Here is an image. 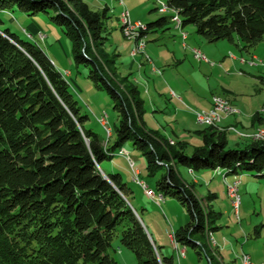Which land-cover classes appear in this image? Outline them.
<instances>
[{"label": "trees", "instance_id": "obj_1", "mask_svg": "<svg viewBox=\"0 0 264 264\" xmlns=\"http://www.w3.org/2000/svg\"><path fill=\"white\" fill-rule=\"evenodd\" d=\"M166 5L176 11L182 29L194 27L209 43H233L235 36L249 50L264 40V0H167ZM14 7L30 16L52 13L51 21L71 42L74 63L89 67L91 79L115 101L119 123L108 147L86 127L89 117L70 93L66 76L38 44L0 27V264H117L107 253L115 237L138 264H175L154 244L157 258L121 176L101 170L106 179L97 168L126 144L145 158L150 176L165 171L156 191L177 199L189 215L175 233L176 242L204 256L197 243L205 248L219 215L210 206L212 198L197 197L183 182L178 167L264 179V143L229 149L224 134L209 127L210 135L202 132V145L188 156L181 142L172 146L160 132L145 128L132 81L126 97L105 80L98 56L109 41L105 12L91 10L85 0H0V13ZM166 22L160 18L146 28ZM209 264H218L214 256Z\"/></svg>", "mask_w": 264, "mask_h": 264}, {"label": "rangeland", "instance_id": "obj_2", "mask_svg": "<svg viewBox=\"0 0 264 264\" xmlns=\"http://www.w3.org/2000/svg\"><path fill=\"white\" fill-rule=\"evenodd\" d=\"M85 3L91 10L105 12L108 17L106 27L109 41L98 52L105 80L118 87L126 97L129 80L137 86L145 111L143 122L146 129L160 132L172 146H177L176 142H181L186 147L188 156L195 147L202 145L203 141L198 135L202 137L204 131L206 136L210 135L209 127H214L224 134L229 149H241L244 146L264 143V124L252 130L223 124L225 118H233L240 113L247 118L250 115L252 117L258 115L264 120V40L255 47L244 50L242 43L235 36L233 43L227 39L209 43L195 33L194 27L186 26L182 30L189 39L183 41L176 23L173 24L172 21L174 14L177 13L169 9L164 13L161 11L163 6H167V0H124L122 5L118 0H85ZM123 11L129 13L132 23L140 22L143 26L160 18H166L167 22L150 31L146 28L127 36L119 21ZM51 15L50 12L49 15L41 13L30 16L14 7L11 11L0 13V20L3 23L0 27L8 29L21 40L37 43L45 55L54 61L56 69L66 76L69 91L77 100L81 112L89 117L86 127L98 134L105 145L111 147L115 140V128L119 123V114L114 108L115 101L101 83L91 79L89 67L74 63L71 42L51 21ZM148 32L150 33L145 37ZM191 38H199L204 48L198 47L199 51L197 46L191 43ZM142 42L144 47L139 49L140 52L136 51L137 44ZM145 46L151 48L146 52L148 56L144 52ZM192 49H197L205 55L213 65L196 61ZM134 58H142L143 61L138 59L134 63L132 62ZM139 61L141 66L144 65L142 70ZM232 61L238 64L236 63L235 67L231 66ZM50 62L54 65L52 61ZM131 62L133 68L129 69ZM197 95L206 99L210 97L211 108L215 106L217 99L225 101L234 113L224 115L222 112L218 113L220 121L217 126L201 125L196 121L194 114L205 110L196 104ZM226 99L231 100L237 108ZM101 114L107 115L109 134L98 121ZM94 116H98L96 121L100 125ZM261 131L263 134H260ZM121 151L129 152L135 169H138L136 174L130 171L128 161L124 157L116 156L119 155L118 150L112 163L118 167L119 174L128 187L143 201L146 214H143L139 204L131 200L146 232L151 237L152 233L160 236L164 245H167L160 248L161 254L173 257L174 263L180 264L184 253L180 251L181 245L179 246L173 238L176 231L189 221L187 210L177 199L164 197L156 191V181L164 175V170L156 171L154 176H150L146 169V160L138 150L133 149L131 144H126ZM109 162L106 160L100 165L105 174L108 173L106 169L110 167ZM178 169L183 181L193 188L197 196L207 198L208 192L214 193L215 199L210 206L219 215L213 225L216 228L214 238L220 243V255L224 257V263L220 260L218 264H244L243 256L258 261L253 262L250 259L253 264H264V179L252 174L236 175L237 180L234 182L240 181L243 184H238L237 195L240 204L238 203V208H235L233 193L228 188L234 182L230 183L224 176L218 177L217 175H222L221 172L213 174V171L209 170V174L213 176L209 179L212 182L207 186L199 178L203 172L191 173L182 166ZM139 176L155 193L160 206L151 202L145 192L147 189L136 182L137 179L140 180ZM194 181L200 182L194 185ZM151 199L153 200V197ZM165 200L168 201L167 204L164 203ZM153 239L155 241V238ZM216 241L212 233L208 232L205 248L203 249L204 242L197 243L202 254L205 251L204 256L200 257L201 261L192 248H186L189 256L193 258V264H209L211 256L216 259L218 254ZM155 243L161 247L158 242ZM152 244L156 250L154 242ZM107 253L117 264H138L135 255L121 243L119 237L112 240ZM156 255L159 259L157 250ZM181 264L192 263L182 261Z\"/></svg>", "mask_w": 264, "mask_h": 264}, {"label": "crops", "instance_id": "obj_3", "mask_svg": "<svg viewBox=\"0 0 264 264\" xmlns=\"http://www.w3.org/2000/svg\"><path fill=\"white\" fill-rule=\"evenodd\" d=\"M150 31V30H149ZM150 32H148L146 35H145V37L149 34ZM179 35V34H178ZM31 37V36H30ZM187 39H189L188 37H187ZM205 39V38H204ZM206 40V39H205ZM182 41V40H181ZM207 41V40H206ZM191 43L193 44V45H195V46H197V49H198V47H200V48H204V46H203V44H202V42H201V40L199 39V38H191ZM148 49H150L151 50V48H149L148 46H145V48H144V52H145V54H146V52H147V50ZM199 50V49H198ZM200 51V50H199ZM147 55V54H146ZM47 56V55H46ZM148 56V55H147ZM214 56H216V55H214ZM47 58L50 60V61H52L53 63H54V61L53 60H51L48 56H47ZM149 58V57H148ZM142 60L143 61V59L142 58H134L133 59V61L132 62H134V63H136L137 62V60ZM131 62V63H132ZM201 63H204V62H201ZM232 63V64H231ZM230 63V65L231 66H234L235 67V65H236V63L238 64V62H236V61H232ZM139 64H140V61H139ZM54 65H55V67H56V64L54 63ZM133 68V63L132 64H130V67H129V69H132ZM144 68V65L143 66H141V64H140V70H142ZM214 69V68H213ZM71 75V74H70ZM135 81V80H134ZM222 91H224L225 93H227L225 90H223L222 89ZM212 96H213V94H212ZM196 98V100H195V102H196V104L202 109V110H205V111H207V110H209L210 108H211V98L209 97V98H205V97H201V96H196L195 97ZM226 100H228L229 101V103L233 106V107H235V108H237L235 105H233V103H232V101L231 100H229V99H226ZM239 110H241L240 108H238ZM232 117H228V118H225V120L223 121V124H225V125H235V126H237V127H240V128H242V129H245V130H252L253 128H256L257 126H263V124H264V120H263V118H260V117H258V120H253V118H254V116L252 117V115H250V117H244L243 115H241V113L239 114V115H236V116H233V118L231 119ZM249 119H251V121L249 122ZM227 121H231L232 123L231 124H228V122ZM227 123V124H226ZM198 137L199 138H201V139H203V137H201V136H199L198 135ZM238 146V145H237ZM244 147H246V146H244ZM243 147V148H244ZM243 148H241V149H243ZM115 152H117V150L115 151ZM114 152V153H115ZM116 156H119V155H116ZM115 156V157H116ZM120 157H122V156H120ZM114 158V157H113ZM113 158H111L109 161V168L108 169H106L107 170V174H119L120 172L118 171V167H116L113 163H112V159ZM178 171H179V169H178ZM189 172H191V173H193L192 171H190V170H188ZM200 172H203V174H200L199 175V178L201 179V181L202 182H205L206 184H207V186H208V184L210 183V182H212V180L210 181L209 179H210V177L211 176H213V175H211V174H209V171H200ZM218 172L219 171H213V174H215V173H217L218 174ZM120 175V174H119ZM179 175H180V177H181V179H182V174L179 172ZM121 176V175H120ZM218 177L219 176H221L220 174L219 175H217ZM216 176V177H217ZM215 177V178H216ZM224 177H226L227 178V180H229V182L230 183H232V182H234L235 180H237L236 179V175H226V176H224ZM121 178H122V176H121ZM215 178H213V179H215ZM229 178V179H228ZM122 180H123V178H122ZM183 180V179H182ZM123 182L126 184V186L128 187V184L123 180ZM184 183H186L185 181H183ZM200 181H194L193 182V184L194 185H197L198 183H199ZM187 184V183H186ZM239 184L240 185H242L243 184V182L242 183H240V181H239ZM149 186V185H148ZM129 188V187H128ZM130 189V188H129ZM132 190V189H131ZM195 192V191H194ZM196 194V193H195ZM197 196V195H196ZM197 197H199V196H197ZM208 197H210V198H212V205H213V199H215V197H214V193H210V192H208ZM200 198V197H199ZM132 199H133V201H135V203L136 204H139L138 206H140V208H141V211L143 212V214H146L145 213V209H143V201L141 200V199H139V196L132 190ZM150 199V198H149ZM150 201L151 202H153L156 206H160L161 204H158V202H157V199H156V197L152 200V199H150ZM159 201V200H158ZM167 200H165L164 201V203L165 204H167ZM239 204H240V201H239ZM136 208L134 207V210H135ZM137 210V209H136ZM213 210L215 211V209L213 208ZM215 213H217L218 214V212H216L215 211ZM189 217V216H188ZM218 220V219H217ZM189 222V221H188ZM187 222V223H188ZM186 223V224H187ZM219 230V229H218ZM215 232V231H214ZM214 232H212V236H213V239L216 241V239L214 238ZM149 235V234H148ZM219 235V234H218ZM150 236V235H149ZM153 238H155V241H154V239ZM150 239H151V241L152 242H154V244L156 245V243L155 242H158V244H160V248H164L165 246H167V245H164V242L162 241V238L160 237V236H157V235H155L154 233H152V237L150 236ZM217 242V255H216V261L218 262V263H220V260H221V262H223L224 263V257H222L221 255H220V243L218 242V241H216ZM180 246V245H179ZM180 248V251L182 252V253H184V254H182V257H181V260H180V264H181V262L183 261V262H185V261H188L189 263H194L193 262V258L192 257H190L189 256V254H188V252H187V250H186V248H184V247H182V246H180L179 247ZM194 250V249H193ZM196 253H197V251L196 250H194ZM179 255V254H178ZM198 255V254H197ZM189 257V258H188ZM198 257H199V261H201L202 260V258H200V256L198 255ZM173 258V257H172ZM192 259V260H191ZM253 262H258V261H254V259H252V258H250Z\"/></svg>", "mask_w": 264, "mask_h": 264}, {"label": "bare ground", "instance_id": "obj_4", "mask_svg": "<svg viewBox=\"0 0 264 264\" xmlns=\"http://www.w3.org/2000/svg\"><path fill=\"white\" fill-rule=\"evenodd\" d=\"M121 5L124 4V0H118ZM168 10L167 6H163V8L161 9V11L164 13ZM176 12V11H175ZM127 11H123L120 15V18H119V21H120V25L122 26L123 30H124V33L125 35L128 36V18L125 17ZM173 22L176 21V28L180 31V34H181V37L183 39V41H186L187 39V34L185 32H183L182 30V25H181V20L180 18L178 17L177 14H174V17L172 19ZM146 30V26H143L141 24V27L139 29L137 28H130V35L133 33V32H136V31H144ZM140 34V33H139ZM138 36V35H137ZM183 46L185 47V44H183ZM144 45H143V42L142 43H138L137 44V49L136 51L138 50L140 52L139 49L143 48ZM135 51V50H134ZM134 53H132L133 55ZM193 54H194V50H193ZM197 54L199 55H203L201 54L199 51H197ZM220 112H224V113H227V114H230V113H234L232 108L228 105L227 102L225 101H222V100H219L217 99L216 102H215V106L213 108H211V110L205 112H200V113H196V114H199L201 115V121L200 120H196L199 124H206L207 126H217V123L220 121V118L218 116V113ZM107 115L106 114H103L102 115V119H106ZM99 123H100V119L98 120ZM101 126L103 127V129L105 130V132L107 134L110 133V129L109 131L107 129L104 128V126L101 124ZM260 134H263V131L260 132ZM255 137V136H254ZM135 168V166H134ZM136 170V169H135ZM133 173L136 174L137 171H132ZM225 175V174H224ZM138 180V179H137ZM137 182V181H136ZM141 187H143L145 190L148 189L147 187L148 186H143L142 184L138 183ZM239 184V182H238ZM230 190V186L228 187ZM232 193V190L230 191ZM147 195L151 198V192L148 191L147 192ZM238 203H239V196L236 195V205L234 206L236 208V206L238 207ZM234 204V203H233ZM174 237V236H173ZM171 239V238H170ZM175 239V238H173ZM248 258V259H247ZM250 261V258L248 256H243V261L244 264H253L252 262H248Z\"/></svg>", "mask_w": 264, "mask_h": 264}, {"label": "built area", "instance_id": "obj_5", "mask_svg": "<svg viewBox=\"0 0 264 264\" xmlns=\"http://www.w3.org/2000/svg\"><path fill=\"white\" fill-rule=\"evenodd\" d=\"M125 17L128 18V32L127 33H128V36H130V28H137V29H139L141 27V23L140 22L132 23L131 20H130V17H129V13L128 12L126 13ZM175 23H176V21L173 24H175ZM192 50H194V59L196 61H201V62H204V63H208V64L213 65V63H211V62L208 61V59L205 57V55H199V54H197V49H192ZM224 114H227V113L222 112V115H224ZM194 117H195L196 120H200L201 121V115L194 114ZM100 124H102L104 126V128L109 131V128L107 126V119H102V116H100ZM119 156L124 157L128 161L129 168H130V171L131 172L132 171H138V170H135V168H134V162L131 160V157L129 155V152L119 151ZM216 171H219L220 172V170H216ZM136 181H138L143 186H148L147 183H145L141 178H140V180H136ZM148 188H149V186H148ZM230 188H231L232 193H233V196H234L233 203H234V205H236V195H237V190H238V182H234V184L231 185ZM150 192H151V197L155 198V193L151 189H150ZM236 208H238V207L236 206ZM248 262H251V261H248Z\"/></svg>", "mask_w": 264, "mask_h": 264}, {"label": "water", "instance_id": "obj_6", "mask_svg": "<svg viewBox=\"0 0 264 264\" xmlns=\"http://www.w3.org/2000/svg\"><path fill=\"white\" fill-rule=\"evenodd\" d=\"M97 168L99 170V172L107 179V176L101 171V169L99 168V166L97 165ZM132 208V207H131ZM133 212L135 213V215L137 216V218L140 220L138 214L136 213V211L132 208ZM141 222V220H140ZM142 223V222H141ZM143 225V224H142ZM144 227V226H143Z\"/></svg>", "mask_w": 264, "mask_h": 264}]
</instances>
